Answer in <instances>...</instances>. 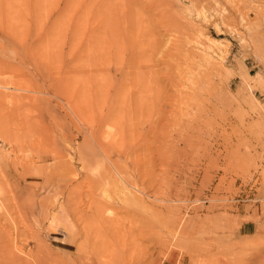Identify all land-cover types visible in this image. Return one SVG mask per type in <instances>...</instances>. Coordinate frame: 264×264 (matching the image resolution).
<instances>
[{"label": "rangeland", "instance_id": "374dc122", "mask_svg": "<svg viewBox=\"0 0 264 264\" xmlns=\"http://www.w3.org/2000/svg\"><path fill=\"white\" fill-rule=\"evenodd\" d=\"M236 1L0 0V264H264V4Z\"/></svg>", "mask_w": 264, "mask_h": 264}, {"label": "bare ground", "instance_id": "6f19581e", "mask_svg": "<svg viewBox=\"0 0 264 264\" xmlns=\"http://www.w3.org/2000/svg\"><path fill=\"white\" fill-rule=\"evenodd\" d=\"M189 1H190V3H191L192 5L195 4L196 7L198 6V4L202 5V7L205 6L206 4H212V5L217 4V6L220 8V7H223L222 5H224V4H225V5H228V4H231V3H233L235 6H238V5H237V1L234 2V0H233V1H229V0H220V1H219V0H216V1H215V0H189ZM212 1H213V2H212ZM258 1H259V3L264 4V0H258ZM203 2H204V3H203ZM238 4H239V3H238ZM241 4H242V2H240L239 5H241ZM244 4H245V3H244ZM195 5H194V6H195ZM242 5H243V4H242ZM251 5H252V4H251ZM261 10H262V9H261ZM256 11H257V10H256ZM260 12H261V11H260ZM262 12H263V11H262ZM261 14H262V13H260L258 16H260ZM256 15H257V14H256ZM202 16H203L204 19H206V18L208 17L205 13H204ZM258 16H257V17H258ZM245 17H246V16H245ZM243 19H244V18H243ZM246 19H247V18H246ZM250 19H251V18H250ZM258 21L260 22V19H259ZM197 40H198V39H197ZM198 41H199V40H198ZM198 41H197V42H198ZM197 42H196V44H197ZM199 43H200V42H199ZM197 51H198V50H197ZM197 51H196V52H197ZM199 53H200V52H199ZM202 53H203V52H202ZM202 55H203V54H202ZM201 58H202V57H201ZM210 59H211V58H209L208 56H203V58H202L203 61L205 60V61L208 62V63H210ZM90 120H91V119H90ZM104 120H105L106 123H107L108 120L103 119V121H102L103 124L105 123ZM91 121H92V120H91ZM93 121H94V119H93ZM90 124H92V123H90ZM93 124H95V123L93 122ZM93 124H92V126H93ZM98 124H99V123H98ZM103 124L101 123L100 125H103ZM94 126H95V125H94ZM92 128H93V127H92ZM98 128H99V127H98ZM98 128H97V130H98ZM102 128H103V127H102ZM93 129H94V128H93ZM95 129H96V128H95ZM91 130H92V129H91ZM93 131H94V130H92V132H93ZM96 133L99 134V133H100V130H98ZM96 133L94 132V135H95ZM97 134H96V135H97ZM92 135H93V134H92ZM98 136H99V135H98ZM91 138H92V137H91ZM93 138H94V137H93ZM81 153H82V152H81ZM66 164H67V163H66ZM37 165H38V164H37ZM63 165H64V164H63ZM81 166H82V165H81ZM33 167H34V166H33ZM60 167H62V166H60ZM39 168H40V167H39ZM65 168H66V167H65ZM32 169H33V168H32ZM40 169H41V168H40ZM56 169H57V168H56ZM63 171H64V169H63ZM63 171H61V172H63ZM28 172H29V171H28ZM29 173H30V172H29ZM32 173H33V172H32ZM59 173H60V171H59ZM63 173H64V172H63ZM115 174H118V173L115 172ZM109 177H110V176H109ZM109 177H108L107 180H109V182L111 183V180L109 179ZM116 178H118L117 175H116L115 179H116ZM113 180H114V179H113ZM124 180H125V179H124ZM109 182H108V183H109ZM124 182H125V181H124ZM120 183H122V181H120ZM113 184H114V183H113ZM110 185H112V184H110ZM114 185H115V184H114ZM122 185L124 186V183H122ZM122 185H121V186H122ZM109 187H110V186H109ZM119 187H120V186H119ZM125 187H126V186H125ZM112 188H113V187H112ZM116 189H117V187H116ZM121 189H122V187H121ZM122 190H123V189H122ZM127 191H128V190H127ZM127 191H125V192L122 191V194H124L123 199H122L121 196H120L121 199H120V197L118 196L119 199L121 200L120 205L124 202V201L122 202V200H124V199L126 200V199H127V200H130V201H127V202H125V203H129V202H130L129 204L131 205V201H132V202H133V203H132L133 206L131 205V207H134V204L137 205V203H138L139 201H141V199L138 198L139 201L137 202L136 200H137V197H138V196L133 195V194L131 193V191H128V192H127ZM9 192H10V191H9ZM117 192H119V191L116 190V195H117ZM14 193H15V191H14ZM78 193H79V192H78ZM12 194H13V193H12ZM114 194H115V193H114ZM122 194H121V195H122ZM122 196H123V195H122ZM12 197H13V196H12ZM4 198H5V197H4ZM8 199H9V198H8ZM68 199H69V198H68ZM2 200H3V199H2ZM108 200H109V199H108ZM58 201H60V200H58ZM134 201H136L137 203L134 202ZM4 202H5V200H4ZM54 203H55V201H54ZM58 203H59V202H58ZM60 203H61V202H60ZM60 203H59V204H60ZM90 203H91V202H90ZM108 203H109V201H108ZM110 203H111V202H110ZM125 203H124V207H125ZM18 204H19V203H18ZM55 204H56V203H55ZM98 204H99V203H98ZM141 204H142V203H141ZM10 205H11V203H10ZM19 205H20V204H19ZM70 205H71V204H70ZM108 205H109V204H108ZM130 205H129V207H130ZM136 205H135V206H136ZM138 205H140V204H138ZM6 206H7V205H6ZM68 206H69V205H68ZM109 206H110V205H109ZM109 206H108V207H109ZM126 206H127V205H126ZM11 207H12V205H11ZM14 207H15V206H14ZM17 207H18V206H17ZM20 207H21V206H20ZM124 207H123V208H124ZM21 208H22V207H21ZM21 208H20V209H21ZM125 208H126V207H125ZM11 210H12V209H11ZM47 210H48V208H47ZM104 210H105V209H104L103 207H100V206L97 207V211H100L101 213H103ZM21 211H22V209H21ZM21 211H20V212H21ZM123 211H124V213H125V210H123ZM15 212H16V211H15ZM48 213H49V212H48ZM97 213H98V212H97ZM98 214H100V213H98ZM51 215H52V214H51ZM58 217H59V216H58ZM60 218H61V217H60ZM50 219H51V217H50ZM54 219H55V218H54ZM56 221H57V220H56ZM58 221H59V220H58ZM53 222H54V221H53ZM53 222H52V223H53ZM54 223H55V222H54ZM56 223L58 224V222H56ZM56 223H55V224H56ZM59 223H60V222H59ZM60 224H61V223H60ZM49 225H50V224H49ZM64 226H68V225H65V224H64ZM50 228H51V227H50ZM56 228H57V227H56ZM71 228H73V227H71ZM52 229H53V228H52ZM64 230H65V229H64ZM58 231H59V230H58ZM73 231H74V230H73ZM75 231H76V230H75ZM67 232H68V230H67ZM70 232H71V231L69 230L68 233H70ZM180 232H181V231H180ZM184 232H187V231H184ZM189 234H191V233H189ZM193 234H194V233H193ZM184 235H185V233H184ZM71 236H72V234H71ZM69 237H70V236H69ZM84 237H85V236H84ZM4 243H6V241H5ZM81 245H82V244H81ZM81 245H80V246H81ZM13 248H14V247H13ZM81 249H82V248H81ZM237 249H238V248H237ZM261 249H262V248H261ZM10 250H12V248H11ZM241 250H243V249L241 248ZM13 251H14V250H13ZM250 251H251V250H250ZM250 251H249V252H250ZM259 251H260V250H259ZM259 251H258V252H259ZM1 252H2V251H1ZM18 252H19V251H18ZM36 252H37V251H36ZM77 252H78V251H77ZM249 252H248V253H249ZM260 252H261V251H260ZM94 253H95V252H94ZM255 253H256V251H255ZM4 254L6 255V253H4ZM10 254H11V253L8 252V255H7V256H8V257L12 256V259H13V253H12V255H10ZM244 254H245V253H244ZM5 255H4V256H5ZM14 255L17 256V254H15V253H14ZM257 255H258V254H257ZM2 256H3V255H2ZM7 256H6V258H7ZM18 256H19V255H18ZM249 256H250V255H249ZM14 257H15V256H14ZM228 257H229V255H228ZM247 257H248V256H247ZM259 257H260V256H259ZM259 257H258V258H259ZM0 258H1V256H0ZM236 258H237V257H236ZM238 258H239V257H238ZM255 258H257V257H255ZM261 258L263 259V256H262ZM18 259H19V258L17 257V260H18ZM21 259H22V258H21ZM86 259H87V258H86ZM253 259H254V258H253ZM0 260H1V259H0ZM7 260H8V258H7ZM14 260H15V259H14ZM24 260H25V259H24ZM34 260H35V259H34ZM239 260H240V258H239ZM250 260H251V259H250ZM28 261H29V259H28ZM236 261H238V260H236ZM257 261H258V259H257ZM259 261H261L260 258H259ZM8 262H9V261H8ZM24 262H25V261H24ZM24 262H23V263H24ZM254 262H255V261H254ZM27 263H28V262H27ZM34 263H35V262H34ZM228 263H229V261H228ZM237 263H238V262H237ZM2 264H4V263H2ZM11 264H12V263H11ZM14 264H15V263H14ZM25 264H26V263H25ZM36 264H37V263H36ZM45 264H46V263H45ZM197 264H198V263H197Z\"/></svg>", "mask_w": 264, "mask_h": 264}]
</instances>
